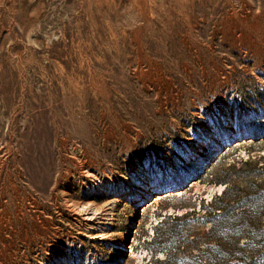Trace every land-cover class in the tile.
I'll return each mask as SVG.
<instances>
[{
	"label": "rangeland",
	"instance_id": "obj_1",
	"mask_svg": "<svg viewBox=\"0 0 264 264\" xmlns=\"http://www.w3.org/2000/svg\"><path fill=\"white\" fill-rule=\"evenodd\" d=\"M263 154L264 0H0V264L164 258Z\"/></svg>",
	"mask_w": 264,
	"mask_h": 264
},
{
	"label": "trees",
	"instance_id": "obj_2",
	"mask_svg": "<svg viewBox=\"0 0 264 264\" xmlns=\"http://www.w3.org/2000/svg\"><path fill=\"white\" fill-rule=\"evenodd\" d=\"M230 168L219 175L198 174L207 183L225 184L220 193L200 200L204 213L192 205L191 211L200 215L196 220L207 223L208 229L194 236L184 234L191 212L169 214L172 222H181L172 235L158 234L149 248L154 256L160 251L166 256L145 264H264V154L240 158Z\"/></svg>",
	"mask_w": 264,
	"mask_h": 264
}]
</instances>
